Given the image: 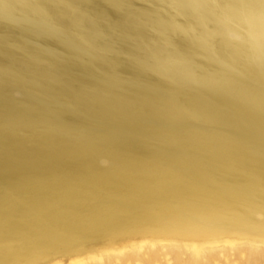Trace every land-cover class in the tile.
<instances>
[{
	"label": "rangeland",
	"instance_id": "374dc122",
	"mask_svg": "<svg viewBox=\"0 0 264 264\" xmlns=\"http://www.w3.org/2000/svg\"><path fill=\"white\" fill-rule=\"evenodd\" d=\"M0 264H264V0H0Z\"/></svg>",
	"mask_w": 264,
	"mask_h": 264
},
{
	"label": "bare ground",
	"instance_id": "6f19581e",
	"mask_svg": "<svg viewBox=\"0 0 264 264\" xmlns=\"http://www.w3.org/2000/svg\"><path fill=\"white\" fill-rule=\"evenodd\" d=\"M214 169H217V168H213V170ZM213 170H211L212 172H214ZM218 171V175L219 174H221V175H223L224 173H220V171L219 170H217ZM228 172V171H227ZM256 173V172H255ZM256 174H258V173H256ZM117 174H115V176H116ZM215 175V174H214ZM234 178V177H233ZM234 180H236V179H234ZM216 182H218V184H219V181H217V180H215ZM160 180H157V179H155L154 181H153V186H149V185H143V186H145V187H142V186H139V184L138 185H135L134 186V192L133 193H137V194H139V195H142L143 193H146V192H148V190H150V188L152 189V188H154V187H158V186H161V184H160ZM221 183V182H220ZM159 184V185H158ZM237 185V183H236V181H234V183H233V186H236ZM126 198V197H125ZM134 199V198H133ZM125 200V199H124ZM163 208V207H162ZM155 211V210H154ZM150 212V211H149ZM212 212V211H211ZM148 213V212H147ZM153 213V212H152ZM176 214V213H175ZM188 215V214H187ZM155 221V220H154ZM164 221V220H163ZM227 226H229V225H227ZM157 227V226H156ZM231 227H234V226H231ZM170 229V228H169ZM174 231H176V228L174 229Z\"/></svg>",
	"mask_w": 264,
	"mask_h": 264
}]
</instances>
